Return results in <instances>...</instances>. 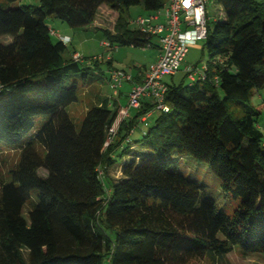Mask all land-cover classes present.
<instances>
[{"label":"trees","instance_id":"16d2710c","mask_svg":"<svg viewBox=\"0 0 264 264\" xmlns=\"http://www.w3.org/2000/svg\"><path fill=\"white\" fill-rule=\"evenodd\" d=\"M213 1L223 14L208 28L205 79L168 84L170 111L143 139L132 135L154 108L148 102L109 145L121 107L101 100L80 130L68 111L79 101L78 79L94 85L100 64L66 56L47 19L86 29L106 5L117 13L113 30L101 29L107 41L148 48L155 39L131 28L128 11L142 5L152 15L166 0L0 4V38H11L0 40V149L20 152L0 186V264H201L235 249L264 255V133L261 109L249 106L264 88V0ZM185 155L206 163L241 201L233 215L201 199L204 186L171 159Z\"/></svg>","mask_w":264,"mask_h":264},{"label":"rangeland","instance_id":"374dc122","mask_svg":"<svg viewBox=\"0 0 264 264\" xmlns=\"http://www.w3.org/2000/svg\"><path fill=\"white\" fill-rule=\"evenodd\" d=\"M39 0H18L15 3H7L5 0H0V4L4 9H15L22 5H32L38 4ZM209 9V20L208 28L213 30L215 27L216 18L221 17L223 14L222 5L215 3L213 0L208 5ZM148 13L145 8L140 6L131 7L128 11V20L131 23V28H136L133 23L140 16H147ZM117 13L111 10L108 6L103 5L99 11L97 18L92 26L86 29H74L68 24L57 18H48L47 25L52 29L57 31V35H53V40L56 42L59 37L68 35L71 37L72 42L68 44V51L66 56L74 53L75 51L80 53L86 63H91L92 58H99L100 69H92V73L100 75V80L94 84V86H83V82L78 79L79 85V101L72 104L69 108V114L74 120L77 129L82 128L84 118L87 115L89 108L93 105L99 104L100 96L101 98L110 99L114 95V91L110 87V66L108 65V59H113L114 69L123 70L127 73L137 75L141 70H145L150 67V65L156 60L159 49L152 48H140L132 46H113L107 47L103 43L107 41L101 29L113 30L114 23L116 21ZM0 40L3 43L9 44L11 42L10 37H1ZM204 41L198 42L195 46L190 48L189 53L185 59L184 68L174 77H168L170 84H179L184 80V84H190V79L185 73V68L187 66H197L202 69L205 65L209 63L210 57L207 50H204ZM94 61V60H93ZM132 85L128 82L123 84L120 92L123 94L120 99H122V106L126 107L128 103V94L130 93ZM223 96L222 92H220ZM114 99L118 97L114 96ZM264 101V88L255 90L250 107L261 109V116L258 119V126L264 133V108L262 107ZM239 110L241 108L239 107ZM135 113V112H133ZM160 115L158 111L149 116L148 125L152 124L156 118ZM45 118V117H43ZM42 117L40 119H43ZM117 128V127H116ZM149 127L145 123L140 122L138 129L132 135L134 140L143 139V131L148 130ZM20 159V152L11 148H1L0 149V186L9 180V171L17 165ZM174 164L179 167V170L187 175L188 177L198 181L204 186L201 194V199L204 197L213 198L218 206V210L224 212L228 215H233L234 212L239 208L241 201L239 199H234L231 195H227L222 188V183L220 179L213 174L210 167L203 162H199L192 158L191 156H172ZM123 163V160L119 164ZM118 170L114 171L117 173ZM42 175L46 174L44 170H40ZM116 175V174H114ZM119 175V173H117ZM120 176V175H119ZM37 191L32 193V201L27 205V209L32 208L37 201ZM223 238L222 235H220ZM24 256L27 259L28 252H24ZM201 264H264V255L256 254L245 256L241 254L237 249L230 253L226 258L223 259H210L207 258Z\"/></svg>","mask_w":264,"mask_h":264},{"label":"built area","instance_id":"2783aa9c","mask_svg":"<svg viewBox=\"0 0 264 264\" xmlns=\"http://www.w3.org/2000/svg\"><path fill=\"white\" fill-rule=\"evenodd\" d=\"M212 0H166L165 7L147 16H140L133 23L142 33L150 36L159 44L161 55L158 61L152 64L144 75L141 83L134 84L128 94L126 107H121L117 120L110 131L107 145L114 139L118 128L125 119L132 117L133 111H139L145 102L153 105L152 111L141 118V122L148 125V117L159 113H168L170 106L167 104L169 86L168 77H174L182 71L185 59L190 48L198 42L204 41L208 36V20L210 17L208 5ZM51 34L57 35V31L51 30ZM65 44L71 42L70 37H59ZM104 46L113 47L105 41ZM77 62L84 58L79 53L73 56ZM112 58H109L111 60ZM98 61L99 58H94ZM208 65L202 69L197 66L185 68V73L191 82L205 79ZM110 87L114 95L110 98L112 106L113 97L120 95V89L125 82H133V76L123 70L110 71ZM117 127V128H116ZM146 130H144L145 132Z\"/></svg>","mask_w":264,"mask_h":264},{"label":"crops","instance_id":"0c3cea01","mask_svg":"<svg viewBox=\"0 0 264 264\" xmlns=\"http://www.w3.org/2000/svg\"><path fill=\"white\" fill-rule=\"evenodd\" d=\"M51 29V28H50ZM52 30V29H51ZM56 31V30H55ZM65 37H69L68 35H66ZM71 38V37H70ZM71 42H72V39H71ZM70 42V43H71ZM68 45V44H67ZM153 47H155V48H158L160 51H159V53L157 54V58H156V60L152 63V64H154V63H156L157 61H158V59H159V57H160V55H161V49H160V46H159V44L156 42V46H153ZM148 48H152V47H148ZM74 53H78V52H74ZM80 54V53H79ZM111 62H112V66L110 67L111 68V70H113L114 69V66H113V59H111ZM151 64V65H152ZM150 65V66H151ZM184 68V67H183ZM149 69V67L148 68H146L145 70H143V71H139L138 72V74L137 75H133V74H131V73H129V74H131L132 76H133V82H128V83H130L131 85H132V87H133V85L134 84H137V83H141L142 81H143V78H144V75L146 74V71ZM110 70V71H111ZM172 78V77H171ZM166 82H167V84H170L169 83V81H168V78L166 79ZM92 86H94V85H92ZM132 89V88H131ZM121 96H123V94L120 92V95L118 96V99H113L112 100V103L113 104H115V105H117V106H119V107H123L122 106V99H120L121 98ZM96 98H100V101L101 100H103V99H106V98H101L100 96H96ZM108 99V98H107ZM113 107V106H112ZM133 112H135V111H133ZM134 114V113H133ZM133 114H132V116H133ZM138 129V127L135 129V131H134V133L136 132V130ZM133 133V134H134ZM116 177H118L119 175H115Z\"/></svg>","mask_w":264,"mask_h":264}]
</instances>
